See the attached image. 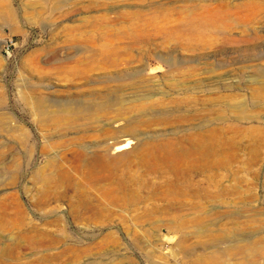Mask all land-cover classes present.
Masks as SVG:
<instances>
[{
	"label": "rangeland",
	"instance_id": "rangeland-1",
	"mask_svg": "<svg viewBox=\"0 0 264 264\" xmlns=\"http://www.w3.org/2000/svg\"><path fill=\"white\" fill-rule=\"evenodd\" d=\"M0 264H264V0H0Z\"/></svg>",
	"mask_w": 264,
	"mask_h": 264
},
{
	"label": "bare ground",
	"instance_id": "bare-ground-1",
	"mask_svg": "<svg viewBox=\"0 0 264 264\" xmlns=\"http://www.w3.org/2000/svg\"><path fill=\"white\" fill-rule=\"evenodd\" d=\"M130 144L131 141L129 139H124L123 142H119V144L116 145L115 150L122 151L123 149L127 148Z\"/></svg>",
	"mask_w": 264,
	"mask_h": 264
}]
</instances>
